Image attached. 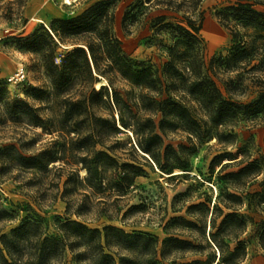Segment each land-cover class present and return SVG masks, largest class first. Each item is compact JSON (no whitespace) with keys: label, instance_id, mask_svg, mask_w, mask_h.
<instances>
[{"label":"trees","instance_id":"obj_1","mask_svg":"<svg viewBox=\"0 0 264 264\" xmlns=\"http://www.w3.org/2000/svg\"><path fill=\"white\" fill-rule=\"evenodd\" d=\"M29 1L0 0V19L26 22L23 14ZM202 1L135 0L126 8L122 24L127 33L150 7L169 12L152 19L155 35L151 38L157 40L158 34L166 32L170 39L160 42L167 58L162 65L136 60L125 52L114 31L119 0H94L72 16L52 17L48 25L41 22L23 46L38 55L49 79V87L32 89V96L45 105L12 99L0 88V125L40 127L50 138L32 153L16 143L5 146L0 150L4 165L58 171L60 181L65 177L62 197L68 198L67 211L80 217L90 211L92 195L127 193L135 179L147 172L145 165L168 177L178 175L175 169L189 171L190 155L196 151L193 138L235 146L236 128L242 121L264 125V8L258 7L264 6V0H235L217 11L231 34V46L227 53L209 58L202 35ZM61 46L66 48L59 54ZM99 81L105 84L97 89ZM250 85L258 88L256 96L239 99ZM99 103L109 116L96 115ZM126 131L132 132L134 148L146 163L121 161L122 156L114 153L115 144L108 145L109 139ZM177 131L186 133L191 144L166 143L169 134ZM241 150L225 149L211 160L212 172L220 167L217 178L224 181L212 209L204 202L190 206L211 209L207 245L218 256L211 252L206 258L181 263L174 257L173 264H242L253 237L264 248V155L241 160L238 170L225 172ZM258 177L257 188L250 189ZM80 189L85 192L79 193ZM74 194L81 198L70 197ZM1 200L0 192V219L11 217ZM102 214L113 216L108 209ZM250 225L254 234L248 233ZM59 229L62 234L49 235L40 220L26 218L10 231L0 232V264H57L68 249L73 253L69 264H160L170 251L198 247L169 236L159 249V237L151 232H128L111 224L91 227L70 217ZM112 246L136 256L113 251Z\"/></svg>","mask_w":264,"mask_h":264},{"label":"rangeland","instance_id":"obj_2","mask_svg":"<svg viewBox=\"0 0 264 264\" xmlns=\"http://www.w3.org/2000/svg\"><path fill=\"white\" fill-rule=\"evenodd\" d=\"M25 7L23 17L27 19H17L16 21H6L0 19V26L8 29L6 36L0 41V88L7 90L12 99L27 100L38 106L45 105L36 100L32 95L34 87H49V79L44 74L40 65L39 57L36 53L29 51L23 43L25 39L33 33L38 25L43 22L31 19L26 15V8L34 10L38 5L34 0H30ZM38 1V0H35ZM56 3H64V0H54ZM75 0H73L74 2ZM94 0H79L77 9L82 11ZM235 0H203L201 9L204 11V25L202 35L206 42L207 57H211L219 52L227 53L231 46V34L217 17V11L224 5ZM135 0H119L115 8L114 31L123 41V48L127 54L139 61H149L156 65H162L167 60L165 53L160 49V42H170L166 32H161L159 39L153 40L155 29L152 26V19L156 15L169 13L160 6L150 7L148 14L138 23L130 25L129 33L123 27L122 20L126 8ZM31 5V6H30ZM259 8L264 6L259 5ZM39 19V18H37ZM52 18L45 19L46 24ZM66 46L59 48V54L64 52ZM24 65L27 68L28 78L21 83H12L8 78L12 76L16 69ZM258 88L250 85L244 95L239 99L247 101L256 96ZM96 115L109 116L107 110L100 103L95 109ZM237 139L235 146H225L216 139L204 140L196 143V151L190 155L191 166L189 171L175 169L176 176L168 177L166 173L153 170L144 166L146 173L135 179V185L131 186L125 194H114L110 196L92 195L91 209L84 215L78 217L76 214L67 211L66 199L62 197L64 190L63 180H59L58 171L53 170L42 173L35 170L25 169L17 165H4L0 158V192L2 195L1 205L8 209L11 217L0 219V232H8L11 228L19 225L26 218H36L40 220L49 235L62 234L59 226L67 218L79 219L91 227L104 225H117L128 232H151L158 235L162 249V240L174 236L186 239L197 244L198 247L188 251H170L166 258L161 257L160 264H173L172 260L177 257L179 263L196 258H206L209 253L218 252L215 248L207 245L209 218L213 203L224 181H218L217 175L220 167H216L215 172L211 170L212 158L225 149L238 152L237 159L230 162L231 165L225 172L238 170L241 160H252L264 155V125L242 121L236 128ZM50 135L42 133L40 127H25L13 125H0V150L11 143H16L24 152L32 153L42 149L48 142ZM21 138L23 145L19 143ZM118 139L119 143H115ZM132 141L133 146H131ZM108 145L115 144V152L122 156L121 161H134L146 163L142 154L134 148V140L131 131L121 132L113 136L108 141ZM166 143H171L178 147L180 143L190 145L187 134L183 131L172 132L166 139ZM102 146L98 145L100 149ZM229 160H224L228 162ZM63 163V161L56 164ZM85 171H81L83 176ZM261 177L250 183V189L257 188V182ZM85 192L83 189L78 190ZM73 199H80V194H74ZM65 199V200H64ZM204 202L206 206L190 207L191 205ZM76 204V203H75ZM74 204V205H75ZM74 209V208H72ZM104 209H108L113 216L102 214ZM241 213L245 209L240 210ZM185 220L194 221L197 226L188 225ZM248 233H255L254 225H250ZM249 235V234H247ZM113 251L135 257L131 251L112 246ZM248 255L242 264H264V248L259 244L258 239L253 237L248 244ZM73 253L70 249L66 255L58 260L57 264H69L72 261Z\"/></svg>","mask_w":264,"mask_h":264},{"label":"crops","instance_id":"obj_3","mask_svg":"<svg viewBox=\"0 0 264 264\" xmlns=\"http://www.w3.org/2000/svg\"><path fill=\"white\" fill-rule=\"evenodd\" d=\"M79 3V0L74 1L71 4H66L65 2L59 4L56 3L54 0H34V4L38 5L37 8L34 10L28 5L25 13L31 19L39 21L42 20L46 24L45 19H49L52 17L72 16L78 13L79 10L77 9V7Z\"/></svg>","mask_w":264,"mask_h":264},{"label":"built area","instance_id":"obj_4","mask_svg":"<svg viewBox=\"0 0 264 264\" xmlns=\"http://www.w3.org/2000/svg\"><path fill=\"white\" fill-rule=\"evenodd\" d=\"M7 32L8 29H5L0 26V41L6 36ZM27 78H28L27 68L24 65H22V67L17 68L16 72L8 78V81L12 83H21L26 81Z\"/></svg>","mask_w":264,"mask_h":264},{"label":"bare ground","instance_id":"obj_5","mask_svg":"<svg viewBox=\"0 0 264 264\" xmlns=\"http://www.w3.org/2000/svg\"><path fill=\"white\" fill-rule=\"evenodd\" d=\"M64 2H65L66 4H71V3L73 2V0H64ZM41 21H42V20H41ZM103 84H105L104 81H99V82H97V83H96V87H97V89H99V88L101 87V85H103Z\"/></svg>","mask_w":264,"mask_h":264}]
</instances>
